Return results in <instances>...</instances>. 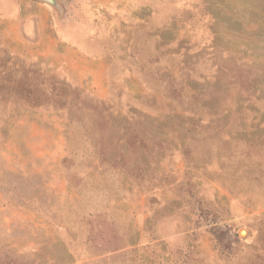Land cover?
<instances>
[{"label":"rangeland","instance_id":"obj_1","mask_svg":"<svg viewBox=\"0 0 264 264\" xmlns=\"http://www.w3.org/2000/svg\"><path fill=\"white\" fill-rule=\"evenodd\" d=\"M58 3L101 59L0 35V264H264V0Z\"/></svg>","mask_w":264,"mask_h":264},{"label":"crops","instance_id":"obj_2","mask_svg":"<svg viewBox=\"0 0 264 264\" xmlns=\"http://www.w3.org/2000/svg\"><path fill=\"white\" fill-rule=\"evenodd\" d=\"M72 17L70 9L62 10L46 0H0L2 44L27 58H50L72 73L85 70L89 62L101 58L88 53L70 34Z\"/></svg>","mask_w":264,"mask_h":264},{"label":"flooded vegetation","instance_id":"obj_3","mask_svg":"<svg viewBox=\"0 0 264 264\" xmlns=\"http://www.w3.org/2000/svg\"><path fill=\"white\" fill-rule=\"evenodd\" d=\"M51 3L54 4L56 7L60 8L58 0H53V2H51Z\"/></svg>","mask_w":264,"mask_h":264},{"label":"water","instance_id":"obj_4","mask_svg":"<svg viewBox=\"0 0 264 264\" xmlns=\"http://www.w3.org/2000/svg\"><path fill=\"white\" fill-rule=\"evenodd\" d=\"M46 1H48V2H53V0H46Z\"/></svg>","mask_w":264,"mask_h":264}]
</instances>
